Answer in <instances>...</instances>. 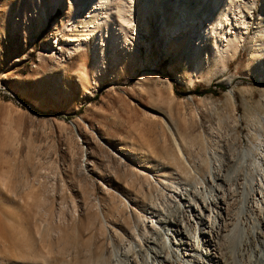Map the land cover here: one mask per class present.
I'll list each match as a JSON object with an SVG mask.
<instances>
[{
  "label": "rangeland",
  "instance_id": "1",
  "mask_svg": "<svg viewBox=\"0 0 264 264\" xmlns=\"http://www.w3.org/2000/svg\"><path fill=\"white\" fill-rule=\"evenodd\" d=\"M227 1L0 0V264H159L217 171L250 227L264 0Z\"/></svg>",
  "mask_w": 264,
  "mask_h": 264
},
{
  "label": "bare ground",
  "instance_id": "2",
  "mask_svg": "<svg viewBox=\"0 0 264 264\" xmlns=\"http://www.w3.org/2000/svg\"><path fill=\"white\" fill-rule=\"evenodd\" d=\"M232 3V0L226 2V10L231 9L234 5ZM260 38L262 40L263 35ZM202 59L199 58L200 62ZM200 62L195 63L200 65ZM218 172L212 173V180L215 181L213 184L210 181V191L206 195L198 192L196 186H193L194 188L191 187L192 192L189 191L182 198L184 213L182 212L181 220L178 219L179 217L176 220L172 218L168 219L167 225L164 224L167 231L171 230L173 234L169 235L167 231L164 232L170 244V250H166L162 255V252L160 255L158 253L159 264H247V261L237 259L234 255L264 240V191L260 185L255 186L258 194L256 193L255 196L250 194L245 199L244 205L250 202V206L254 209L253 221L246 229L244 228L245 222H241L240 210L235 208L230 195L227 193V196L224 192L222 184L224 178L222 175L219 178ZM182 223L183 226H181ZM163 243L165 245L166 242Z\"/></svg>",
  "mask_w": 264,
  "mask_h": 264
}]
</instances>
